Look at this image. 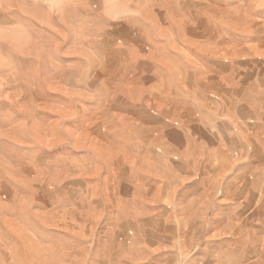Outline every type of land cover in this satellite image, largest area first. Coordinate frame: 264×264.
Returning a JSON list of instances; mask_svg holds the SVG:
<instances>
[{
	"label": "rangeland",
	"instance_id": "1",
	"mask_svg": "<svg viewBox=\"0 0 264 264\" xmlns=\"http://www.w3.org/2000/svg\"><path fill=\"white\" fill-rule=\"evenodd\" d=\"M0 264H264V0H0Z\"/></svg>",
	"mask_w": 264,
	"mask_h": 264
},
{
	"label": "bare ground",
	"instance_id": "2",
	"mask_svg": "<svg viewBox=\"0 0 264 264\" xmlns=\"http://www.w3.org/2000/svg\"><path fill=\"white\" fill-rule=\"evenodd\" d=\"M256 55V54H255Z\"/></svg>",
	"mask_w": 264,
	"mask_h": 264
}]
</instances>
